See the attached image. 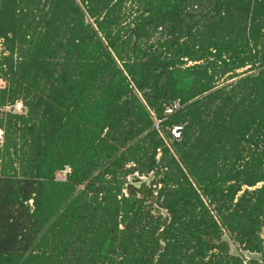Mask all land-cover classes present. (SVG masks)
<instances>
[{"label":"trees","instance_id":"1","mask_svg":"<svg viewBox=\"0 0 264 264\" xmlns=\"http://www.w3.org/2000/svg\"><path fill=\"white\" fill-rule=\"evenodd\" d=\"M0 41V264H264V0H0Z\"/></svg>","mask_w":264,"mask_h":264},{"label":"built area","instance_id":"2","mask_svg":"<svg viewBox=\"0 0 264 264\" xmlns=\"http://www.w3.org/2000/svg\"><path fill=\"white\" fill-rule=\"evenodd\" d=\"M0 43H2V41H0ZM2 44H0L1 46ZM1 48V47H0ZM0 53H4L3 55H5V52L3 51V46H2V50L0 51ZM5 82L0 79V90L5 89ZM181 109L180 103L179 101H174L171 102L169 105H167L164 108V117L167 118L169 116H171L172 114H174L175 112H177L178 110ZM153 121H154V129L159 133V135L161 136V138L164 140L165 144L168 145L167 140L164 138L162 132L160 131L161 129V120H157L154 117L153 113H150ZM27 115V108L25 107V105L23 104L22 101L18 100L15 101L13 103H5L4 105L0 106V121H6L7 118L9 116H26ZM171 136L173 137V140H179L181 138V127H172L170 130ZM4 130L3 128L0 127V151L3 148L4 145ZM159 151H158V157H159ZM70 173V169L68 167H65L59 171L56 172L55 174V181L59 182V183H66L68 181V175ZM263 230V229H262ZM262 232V231H261ZM261 239H262V245H263V249H264V240L263 237L260 235ZM264 263V261H263Z\"/></svg>","mask_w":264,"mask_h":264},{"label":"water","instance_id":"3","mask_svg":"<svg viewBox=\"0 0 264 264\" xmlns=\"http://www.w3.org/2000/svg\"><path fill=\"white\" fill-rule=\"evenodd\" d=\"M126 197L144 198L154 206L155 214H160L162 210L157 206L156 198L151 195L149 180L147 178H140L138 175H131L128 177L125 185ZM158 238L161 241V233Z\"/></svg>","mask_w":264,"mask_h":264},{"label":"rangeland","instance_id":"4","mask_svg":"<svg viewBox=\"0 0 264 264\" xmlns=\"http://www.w3.org/2000/svg\"><path fill=\"white\" fill-rule=\"evenodd\" d=\"M0 44H2V43H0ZM1 48H0V51L2 50V45L0 46ZM135 175V174H134ZM137 175V174H136ZM140 178H147L148 180H149V187H150V191L152 192V195L154 196V197H156V195H157V189H155V187H151L150 186V182L152 181V177L150 176V177H140ZM262 237H263V240H264V228H263V230H262V232H261V234H260ZM261 238V237H260ZM262 240V239H261Z\"/></svg>","mask_w":264,"mask_h":264}]
</instances>
